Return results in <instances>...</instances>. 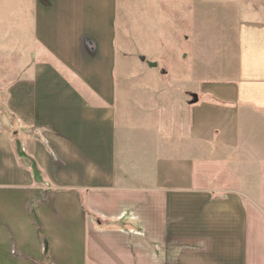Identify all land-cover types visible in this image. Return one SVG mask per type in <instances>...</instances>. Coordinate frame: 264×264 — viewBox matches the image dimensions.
I'll return each instance as SVG.
<instances>
[{
	"label": "crops",
	"instance_id": "1",
	"mask_svg": "<svg viewBox=\"0 0 264 264\" xmlns=\"http://www.w3.org/2000/svg\"><path fill=\"white\" fill-rule=\"evenodd\" d=\"M121 3L26 14L0 113V264H264V0H134L132 23ZM158 7L192 31L179 71L128 51Z\"/></svg>",
	"mask_w": 264,
	"mask_h": 264
},
{
	"label": "rangeland",
	"instance_id": "2",
	"mask_svg": "<svg viewBox=\"0 0 264 264\" xmlns=\"http://www.w3.org/2000/svg\"><path fill=\"white\" fill-rule=\"evenodd\" d=\"M41 1L42 0H0V100H1L0 113L4 114L5 118L6 116L10 115L7 106L8 103L7 89L11 84H13V82L10 81V79H12L10 74L16 73L17 71L18 72L17 77L22 78L21 75L23 73L24 57L26 53L25 49L27 48V44L29 42L28 39L29 36H27L28 35L27 32L30 31H27L24 28L23 22H25L26 14L38 11V4ZM133 2L134 0H123V3H121L120 6V10H124L125 12L126 20H128L131 23L132 20L134 22H137V18H138L133 13L134 12ZM145 12H147L146 14L149 18H153V19L152 22H150L151 24L148 22V30L146 29V31L142 32L141 44L137 43L134 40H131L128 47V51L133 52L134 55L132 56V58L136 60L137 59L136 53L140 51L142 54L144 53L147 54V56H150V58L153 61H156L153 63H156L160 69L170 70L176 67L179 71V68L182 64V57L185 56L186 48L189 47L187 46V42L183 35L186 34L187 36H192V31L189 29L188 33L187 32L183 33L181 29H183L184 27L180 28L178 25L179 29H177L175 27L176 23L170 22V20H165L163 16L164 13L162 7H158L156 9L154 8V10H151L150 12H148L147 9ZM152 12H153L152 16L148 15ZM177 24H181V22L178 21ZM207 24L209 25V28L212 29L215 25L214 21L211 20V18ZM145 32H147L146 36H145ZM213 33L214 32L212 31V34H209L208 36L206 35V41L203 42L202 45H196V47H198L199 50L202 47L205 49L206 56L204 58H207L208 54H209L208 57L215 56L214 52L212 51L213 50L212 41L215 36V33L214 34ZM120 51H122L121 47H120ZM20 65L21 66L23 65L22 66L23 68H21V70L18 71ZM208 67H211V62H209L208 66H206V68ZM208 70H212V69L208 68ZM232 71L233 69H231V71L229 72ZM20 78H18V80ZM182 79H185V82H189V87H191L189 89H192L193 87L196 88L199 86V82L194 78H188V79L182 78ZM182 79L179 76V74H177L176 76L173 75L171 78L173 85H178V86L180 85ZM223 80L226 79L213 78V77L204 78V81L206 82L223 81ZM141 92H143V90H141ZM193 95L195 94L189 93V95L187 96L188 99H190L188 101L189 106H191L194 102ZM179 101H181V99ZM153 105L154 103L148 106H153ZM176 112H180V110L178 109L177 111V109L175 108L171 113H173L176 120H178L179 116Z\"/></svg>",
	"mask_w": 264,
	"mask_h": 264
},
{
	"label": "water",
	"instance_id": "3",
	"mask_svg": "<svg viewBox=\"0 0 264 264\" xmlns=\"http://www.w3.org/2000/svg\"><path fill=\"white\" fill-rule=\"evenodd\" d=\"M151 66H156L157 64L156 63H150ZM194 97V100L197 101L198 100V97L197 95H193Z\"/></svg>",
	"mask_w": 264,
	"mask_h": 264
}]
</instances>
